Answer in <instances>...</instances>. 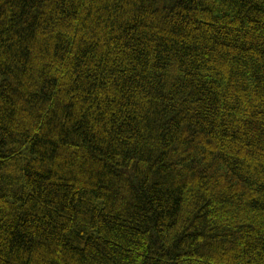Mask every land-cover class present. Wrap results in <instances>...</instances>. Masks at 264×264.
<instances>
[{
  "label": "trees",
  "instance_id": "trees-1",
  "mask_svg": "<svg viewBox=\"0 0 264 264\" xmlns=\"http://www.w3.org/2000/svg\"><path fill=\"white\" fill-rule=\"evenodd\" d=\"M0 264H264V0H0Z\"/></svg>",
  "mask_w": 264,
  "mask_h": 264
}]
</instances>
